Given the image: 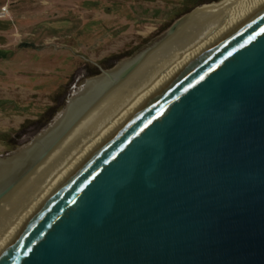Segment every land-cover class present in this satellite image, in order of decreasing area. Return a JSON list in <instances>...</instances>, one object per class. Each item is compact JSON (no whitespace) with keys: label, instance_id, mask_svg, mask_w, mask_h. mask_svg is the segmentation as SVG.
Returning a JSON list of instances; mask_svg holds the SVG:
<instances>
[{"label":"water","instance_id":"obj_1","mask_svg":"<svg viewBox=\"0 0 264 264\" xmlns=\"http://www.w3.org/2000/svg\"><path fill=\"white\" fill-rule=\"evenodd\" d=\"M203 6L78 100L64 124L0 158L29 153L0 200ZM10 210L0 264H264V0L157 78L45 204Z\"/></svg>","mask_w":264,"mask_h":264},{"label":"rangeland","instance_id":"obj_2","mask_svg":"<svg viewBox=\"0 0 264 264\" xmlns=\"http://www.w3.org/2000/svg\"><path fill=\"white\" fill-rule=\"evenodd\" d=\"M221 1L0 0V158L44 134L90 79Z\"/></svg>","mask_w":264,"mask_h":264},{"label":"bare ground","instance_id":"obj_3","mask_svg":"<svg viewBox=\"0 0 264 264\" xmlns=\"http://www.w3.org/2000/svg\"><path fill=\"white\" fill-rule=\"evenodd\" d=\"M259 1L261 0H222L203 6L173 37L153 48L125 78L100 95L55 148L0 200V255L10 236V205L14 201L26 206L45 204L85 160L134 114L142 95L157 78ZM127 65L128 63H123L94 81L89 80L69 100L67 111L52 129H57L74 115L81 107L76 103L78 100L81 99L82 105L88 103L85 98L96 93V87L109 82ZM28 155L27 151H22L0 161V183Z\"/></svg>","mask_w":264,"mask_h":264},{"label":"built area","instance_id":"obj_4","mask_svg":"<svg viewBox=\"0 0 264 264\" xmlns=\"http://www.w3.org/2000/svg\"><path fill=\"white\" fill-rule=\"evenodd\" d=\"M6 8H7V6H6V5H4V6H3V10H6Z\"/></svg>","mask_w":264,"mask_h":264}]
</instances>
